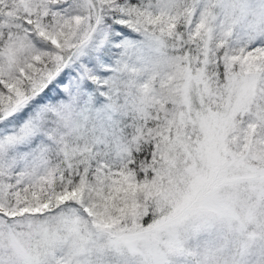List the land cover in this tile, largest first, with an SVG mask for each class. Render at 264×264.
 <instances>
[{"label":"snow or ice","instance_id":"snow-or-ice-1","mask_svg":"<svg viewBox=\"0 0 264 264\" xmlns=\"http://www.w3.org/2000/svg\"><path fill=\"white\" fill-rule=\"evenodd\" d=\"M0 264H264V0H0Z\"/></svg>","mask_w":264,"mask_h":264}]
</instances>
